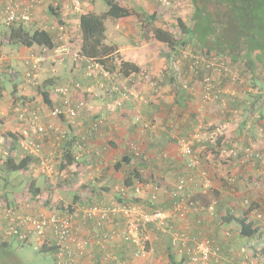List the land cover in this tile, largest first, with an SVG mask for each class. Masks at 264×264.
<instances>
[{
	"label": "crops",
	"instance_id": "crops-1",
	"mask_svg": "<svg viewBox=\"0 0 264 264\" xmlns=\"http://www.w3.org/2000/svg\"><path fill=\"white\" fill-rule=\"evenodd\" d=\"M96 1L97 0H92L93 4L89 6L88 10L78 13L67 8L66 0H41V3L36 7L33 18L37 24L43 25L41 29L47 31L51 35L53 48H55V42L57 43V37L60 35L55 28L59 22L67 23L66 27L68 31L71 34L78 35L81 45L79 18L81 15L88 12L95 14L103 13H96L93 11ZM48 3H51V6L55 10L54 14L48 13V10H45V6H47ZM49 7L48 5V8ZM136 17L137 16L134 14L117 20L106 19L104 21L105 42L107 44H115L119 47L118 53L120 60L131 63L139 68L138 73H132L129 76H123L119 73L112 74L115 81L117 80L127 85V87H122L120 91L113 92L114 94L107 92L111 86L109 81L103 79L101 76H86L85 66L87 63L85 59L73 60L67 58L64 61V57H54L52 52H47L48 57L45 61L46 63L42 73L39 76V80L44 79V77L47 78L46 82L48 88L46 90H49V108L56 107L60 104L59 98L54 92L56 87L66 84H79V88L73 89L72 91V99L73 101L82 100L85 105L84 108L78 112L72 124L64 117L56 121L50 119L48 117L49 110L46 108L47 104L43 101L40 92H30V86L26 84L24 77L18 82L16 81L18 73H14L15 75L12 81L14 93L12 94L13 96H11V102L18 103V105L24 103L23 105H28L29 108H40V117L46 126L49 122L51 124H58V126L68 131L70 138L73 137L74 139L73 141H63L61 143L57 141H41L38 144L44 149L42 151L44 155L40 153L41 156H39V154L34 155L24 148L23 144L28 140L25 141L23 137L20 141L16 139L15 136H20L18 131L16 135H12L11 145H8V151L15 153L17 156L15 157L16 160L25 157L29 158L30 163L28 167L30 168L35 162H38V159L40 160L42 157H47V155L59 159L58 164L60 165L63 159L62 147L65 145L70 149L74 157V162L71 166L72 168L70 167L68 169L66 180L59 185H57V182L53 183L49 191H46L48 188L44 183L41 184L38 182L39 179L43 181L39 173L35 175L36 177L34 175L30 177L28 183L34 182V187L41 189V196L44 194H46V196L50 195L49 198L51 202L54 200L58 202L61 201L58 210H75L76 208L77 211L75 213L74 224L80 239L92 242L95 237H101L111 230L121 233L124 229L125 218L120 214L110 216L107 220L102 221L99 218H94L92 220L83 219L82 213L87 208L93 205H99L103 208L111 209L116 205H130L135 199H142L146 200L147 206L154 207L152 210L172 212L169 224L171 229L178 231L179 234L183 233L193 238L207 237L214 240L225 262L234 250L245 246L251 240L256 242L264 241L263 223L254 221L257 224L253 227L257 226L258 229L251 238H247L240 235L239 225L234 220L229 219L230 217L238 219L242 214L245 215V212L248 211L243 202L245 200H248L250 204L264 212V188L261 187V189L256 190L251 188L248 182H241L240 187L236 186V188H239V191H237L235 195L229 196L228 193L224 192L225 189L222 187L223 181H216L218 180L217 177H215L213 181H208L207 184L204 185L205 187L203 186L204 189L202 185L197 182L192 183V179L189 178L191 183L188 185V190L182 198V204L186 214L183 220L178 218L176 212L173 210V203L176 199H173L171 196V191L177 180L176 178L181 175H188L189 171H187L185 161L179 155L177 147H174L177 141L169 140V134L166 132V129L174 126L178 134L184 130H191L194 125H197L198 116L199 119L200 116L202 120L204 119L203 112L205 106H201L200 104V95L197 98L193 97L194 95H192L191 92L182 91L178 89V87L170 93L171 96L165 97L162 95L157 98V96L153 97V92L147 89L144 90L142 86L137 85L142 71H147L149 76L159 78L161 84L163 83L162 86H164V84H169L167 81L172 83L174 80L169 77V74L161 73L160 68L164 63L162 64V60L158 58L159 54L155 51L162 48L161 45H163V43L154 40L153 43L157 46H153V44L148 42H139L137 38L132 39L130 35L131 32L135 33L136 29L133 28L130 30L127 27L128 30L123 26L128 20H133L131 23H136ZM0 23H2V21H0ZM108 23L109 26L107 25ZM5 32L6 27L4 33ZM118 34L123 35V38H128L130 42L127 43L124 40L113 42L117 40L115 36ZM141 34L142 32L138 35L139 38H141ZM71 37L70 35V38ZM109 37L113 39L111 42H108ZM3 42L6 41L4 40ZM16 48L21 57L25 55H32V57H34L39 55V51H41L43 47L32 46L26 48L16 46ZM156 54L158 55L157 57H155ZM164 67L165 66L162 68L164 69ZM43 82H45V80ZM100 82L106 83L105 87L108 88L105 94L107 95L103 93V90L99 91L96 88V85ZM172 86L173 85L164 86L166 94L171 92ZM0 88L2 89V87ZM126 91L128 93H126ZM8 100L5 91L1 90L0 120L3 122H5L4 119L8 120V107L10 105ZM237 102L235 103L237 104L236 107H241L242 110L246 112L248 101L241 100ZM198 107L204 109L201 110ZM262 110L264 111V108ZM97 121H100L98 128L88 135L84 150L78 151L76 148L77 135L81 136L88 133L91 124ZM149 122L156 124L157 127L153 125L155 129L150 128L149 126H151L152 123L149 124ZM244 122L246 124V121ZM242 125L243 123L239 127L240 129H242ZM144 126L151 130L147 131ZM246 127L247 125H245V128ZM26 134L31 135L28 130ZM31 136L33 137V135ZM232 142L233 141H229L227 143L232 144ZM248 142L244 141L245 145L248 144ZM223 143L224 141H192L194 147L200 146V148H196L195 151L202 149V151L199 152L201 154L198 155L201 157L202 167L210 178H213L217 171H212L210 168L207 169L209 166L205 165V162H212L216 157V154L212 155L211 153L212 150H216L215 147L211 149L213 147L212 144L216 145L218 148L224 145ZM45 151L48 153L46 154ZM140 154L144 155V157H141ZM125 160L129 162L127 164L124 163L119 170L114 169L116 163L124 162ZM59 165L55 168L57 181L60 177L58 171ZM248 166H243V171H245L247 176L242 175L240 172L238 175L239 169H237L236 176L238 175L240 179L250 175L255 176V173L257 174L261 169H264L258 163V165H256L257 169L251 172ZM184 167L185 173L182 174ZM134 170L138 173L144 171L150 178H158L161 182V188L157 191L155 203H151L148 199L150 192L149 187L152 186L151 184H153V182L147 183L146 193L144 192L142 196L138 198L131 197L132 191L126 187L125 180ZM233 172L236 173L234 170L230 169L229 176H231ZM193 174H196V172H193ZM5 175V178H7V173ZM220 175H222V172ZM224 175H226L225 172H223L222 176L224 177ZM193 176L198 177L197 174ZM235 178L236 177H234V179ZM248 181H250V178ZM25 191H28L27 188ZM27 193L34 197L31 191ZM33 200L36 202L35 198H33ZM177 200H180V198H177ZM147 206L145 207L146 209ZM64 207L65 209H63ZM248 215L249 212L247 216ZM0 224L3 225V222L0 221ZM148 228L149 234L147 236V242H149V247L151 249L148 254L144 256V259H132V253L135 250L134 246L124 243L118 237L101 247L93 245L87 249L88 254L84 260L81 261V264H164L166 262H168V264H172L173 262L176 264H184L187 262V259L184 257L177 258L176 252H172L170 236L161 234L162 232L166 233L165 231L161 232V230L151 227ZM51 236L52 235L48 234L44 241H42V245L45 244L48 247L54 246V240ZM169 254L174 260L170 263ZM251 254L252 255L239 258L236 257L239 261L238 264H261L264 261V251H255L254 247Z\"/></svg>",
	"mask_w": 264,
	"mask_h": 264
},
{
	"label": "rangeland",
	"instance_id": "rangeland-1",
	"mask_svg": "<svg viewBox=\"0 0 264 264\" xmlns=\"http://www.w3.org/2000/svg\"><path fill=\"white\" fill-rule=\"evenodd\" d=\"M17 1L23 6H25L27 3V1H20V0H17ZM117 1L122 6L128 7L132 10L134 9L135 11H137V13L143 12L144 14H149V15L154 14L155 16L154 21H151L149 24H147L149 31L147 30L146 33H144L142 29V24L144 21V20L142 21L143 19L142 15H139L138 17H136V23L135 22L131 23V21L133 20L126 21L125 24L123 25L124 27L126 28L128 27L130 30H132L133 28L136 29L135 33L131 32L130 34L132 39L137 38L139 42H142V41L148 42V43L153 44V46H157L155 43H153L154 37L151 31L155 29L156 27H159L163 29L164 31L171 33L176 43L173 48H170L166 44H163L161 45L162 48L155 51L156 53L159 54V56L156 54L155 57L158 56V58L162 60V64L164 63L163 66H165L164 69L162 68L163 66H161L160 68L161 73L169 74V77H171L174 80L172 83L170 81H167V83L169 84H166V85L164 84L165 87L173 85L171 88V92H168L166 94V90L164 89V86H162L163 83L161 84V82L159 81V78H154L153 76H149V73L147 71H142V75L138 79L139 83L137 85L142 86L144 90L147 89L153 92L154 94L153 97L157 96V98H159L162 95H164L165 97L171 96L170 93H172L173 90H175L176 87H178V89L182 91L191 92V94L194 95L193 97L197 98L200 95L199 97L200 104L201 106H205L204 107L205 109L198 107L201 110L204 109V112H203L204 119L202 120L201 116L199 119V116H198L197 125H194L191 130H184L178 134V131L174 126L166 129V132L169 134V140H173L176 142L182 138H189L190 141H195V142L196 141H220V140L224 141L223 143L224 145H222L223 147L220 149H218L216 145L212 144L213 147L211 149L215 147L216 150H212L211 153L212 155L216 154V157L212 162H208V161L205 162V165L209 166L207 167V169L210 168L212 171H217L216 174H214L213 178H210L207 175L204 168L202 167L201 157L198 155V154H201L199 152L202 151V149L197 150L198 151L197 152L195 151V149L200 148V146L194 147L193 145L194 147L193 149L195 153L197 154V156L199 157L200 171H204L205 174L203 175V178H201L198 175H197L198 177H194L193 175L196 176V174H193V172L190 173V171L188 175L187 174L181 175V176L187 177L188 185L191 183L190 179H192V183L197 182L198 184L202 185V188H203V186L206 185L208 181L210 180L213 181L215 180L214 178L217 177L218 180L216 181L218 182L223 181L222 187H224L225 189L224 192L228 193L229 196L235 195V193L239 191V188H236V186L240 187L241 182H248V185L251 188H254L256 190L261 189V187L264 188V177H263L264 169H261L259 173L257 174L255 173V176L250 175L245 178L243 177L242 179L238 178L239 172L242 175L247 176L245 171H243L244 170L243 166L249 165L248 169L251 172L257 169L256 165H258V163L261 165L262 168H264V111L262 110L264 108V102L260 101L259 103L258 100L260 99V95L254 93V91H263L264 93V78H260V81L261 82L263 81L262 84H258V83L256 84L253 80V77L248 71V67H246L243 62L230 63L222 55L219 56L214 53L203 54L204 52L202 51L194 52L193 48H196V47H194L192 43H189V42L186 43L184 47L181 46V43L185 42L184 39L187 41V38H183V35H181L178 25H177V19L182 20L189 27L192 26L191 16L193 15L194 9L189 0H167L169 2L168 5L161 4L159 0H117ZM66 3H67L66 4L67 8H70L72 9V11H75L78 13L80 11L88 10L89 6L93 4L92 0H79L80 8L78 11H76L74 10L69 0H66ZM95 4L96 5L93 11L96 13L104 12L107 9L106 5L101 0H97ZM48 5L50 7L52 6H51V3H48L47 6H45V10H48L47 12L49 13ZM36 7H34L32 11L30 22L26 24L27 26H29L31 30L41 29L43 27V25L37 24V22L34 21L33 17L36 12ZM61 25H64V26H61ZM66 25H67L66 22H62V24L59 23L56 25L55 28L60 35L57 37V40H56L57 43L55 42V47L68 46L75 53L79 49V45H80L79 38H78V35H75L73 33L71 34L68 31ZM107 25L109 26V23ZM60 27H63V28L66 27V30L61 31L59 29ZM4 31H5V27L2 23H0V87H2V89L0 88V91L1 90L5 91L9 99L8 102L10 104V105L8 104L9 105L8 107L9 112L7 115L8 120L4 119L5 122L1 120V123L3 125L2 127L3 130L0 129V214H1L0 221L1 222L3 221V216H2L3 213H2L1 207L2 208L8 207L9 209L15 210L17 212L19 211L18 212L19 214H31V211H32L31 215H38L40 214V212H43L44 210L47 212L58 210L61 205V201L58 202L54 200L53 202H51V199L49 198L50 195L46 196V194L42 195L41 198L37 199L35 202L33 200L34 197H32V195L30 196V194L27 193L28 191L27 192L25 191L27 188L28 181L30 180V177H33V175L35 176L38 173L37 169H39L38 168L39 166L38 162L40 161L39 159H38V162L37 163L35 162L34 165H32L31 168L28 169L27 172L23 171V172H9L8 173L6 171V168L3 165L4 160H7V158L9 157L14 158V159L15 157H17L14 152L8 151V145H11V140H12V138L9 135H16V133H18L19 131L18 134L20 136L18 137L15 136L18 141H20L21 138L23 137L25 138V141L33 140L35 143L36 142L39 143L41 141H57L58 142L60 140H57V134H54V130H52L50 126L55 125L56 127H59L62 130H66L65 128H62L61 126H58V124H51L50 122L46 126V124H44V121H42L41 119L42 125L45 127L46 132L44 133V135L36 138V136L32 134V131L29 127L27 120L23 122H19L17 120V115L15 112V109L17 108L27 109L29 111L37 110L39 112V115L41 113V109L40 108L37 109L36 107L29 108L28 105H23L24 103L22 105H18V103L11 102L12 101L11 96H13L12 94L14 93L13 84H12L13 83L12 81L15 75L14 73H18V77L16 76L17 79L16 78L15 79L16 81L20 82L21 79H23L24 74H26L27 72V65L25 64V62L27 60L33 59V57L32 55H27V56L25 55L21 57L18 53L16 46L9 45L6 42H3L5 40ZM141 32H142L141 34L142 36L141 38H139L138 35ZM70 35L72 36L71 38H70ZM115 38L117 40L113 42H120V40H124L127 43L130 42L128 38H123V35L121 34L116 35ZM112 40L113 39L109 37L108 42H111ZM40 53L41 51H39V54ZM184 54H187L186 56L188 57L190 56L189 54H191L196 57H203L204 59H208V57H210L212 54H214L217 57H221L223 61L226 62L230 73L235 74L238 77V80L236 81L235 84H230V82L227 80L226 77H224L222 74L216 71L213 72V71L201 70V71H198L197 73L195 72V70L191 71V69L189 68L191 63L187 58H185ZM54 57H58V58L64 57L65 58L64 61L67 58L76 60L75 58H72L69 56L54 55ZM177 60H179V66H178V70L175 72V70L172 69L171 67L170 61L174 62ZM45 63L46 62L44 61L40 65V70L37 72L38 77L36 79V84L30 83L24 77V80H26V84L30 86V88L28 87L30 92L37 91V87L41 85L44 80L45 81L47 80L46 77H44V79L42 80H39V76L42 73ZM177 74L179 75V77L177 76ZM205 76L211 79L212 84L214 85L215 89H217L216 94L219 93L218 95H219V98L222 100V102L212 101V103L208 102V104H203L201 95L203 94L202 82ZM181 81H184V82L182 83ZM115 82H116V86L118 87L119 91L122 89V87H127V85H125L124 83H121L120 81L118 82L116 80ZM129 83H132V82H129ZM75 84H78V83H74L73 85L66 84L70 86L71 97H72V91L73 89H75L74 87ZM182 84H185L187 88L186 89L183 88ZM260 85L262 86V89H259V87H261ZM105 86H106V83L100 82L98 85H96V88L99 91L103 90L104 91L103 93L105 94L106 89L108 88V87L106 88ZM231 91L234 92V95L236 99L238 100V102L241 100L248 101L247 102L248 108L246 112L242 110L241 107H236L237 104L230 102L229 100L230 95L227 93ZM126 93L128 92L126 91ZM254 95H259V99L257 101L255 98L253 99ZM223 103L225 104L223 105ZM46 108H48V110L51 109L49 108L48 105ZM257 116L259 117V119L255 120L254 117H257ZM58 119H55L54 121ZM67 120L71 124L74 121V120L71 121L69 119ZM244 121H246V124ZM150 123L152 122H149V124ZM242 123L244 126L242 125V129H240L239 127L241 126ZM26 124L28 125V127ZM153 125L156 126V124L152 123L151 126ZM245 125H247L246 128H245ZM144 127L145 129H147V131L151 130L150 128H147L146 126ZM159 127H158V130H159ZM153 129H155V127ZM27 130L30 132L31 135H33V137L31 135L26 134ZM67 137L68 139L66 141L70 139L68 131H67ZM77 138H79V135H77ZM225 141L227 142L233 141V142L232 144H228ZM244 141L246 142L250 141V142H248V144L245 145ZM174 147H177L176 143L174 144ZM246 148H249L253 153H259L260 159L257 161L255 160L246 161V159H244V152H243L244 149ZM43 150L44 149H42V146L40 145V150L38 152L39 156L43 154L42 153ZM178 153L181 156L180 149H178ZM141 157H144V155H141ZM50 158H51V164L53 165V174L51 176L39 174L42 176L43 181H41V179L38 180V182H40L41 184L44 183L45 186L48 188V190L46 191H49V189H51V186H53V183L57 182L55 168H57L59 165L58 164L59 159L53 158L52 156ZM230 169L234 170L236 173L233 172L232 175L229 176ZM237 169L239 170H238V175L236 176ZM33 171L35 172L33 173ZM182 172H183L182 174L185 173V167H184V171ZM221 172H222V175H223V172H225L226 175H224L223 177L222 175H220ZM6 173H7V178H5ZM143 173L144 171L142 173L139 172L138 174H139V178L143 180L144 183L138 180L136 181V182L141 183L144 186L143 192L139 195L132 192L131 197L138 198L142 196L144 192L146 193L147 183L153 182V184H151L152 186L149 187L150 192L148 195V199L151 201V203H155L157 199V191L159 190V188H161L160 187L161 182L159 181L158 178H150L147 174L144 173L145 174L144 175ZM234 177L236 178L234 179ZM249 178H250V181H248ZM170 181H173V180H170ZM138 201H141V202H138ZM243 202H244L245 207L249 209V204H248L249 201L245 200ZM133 203L128 206H133L136 209L141 210V211L150 210L154 208V207H149V205L147 206L146 200H142V199H135ZM27 204H28V208L25 206ZM146 206H147V209L145 208ZM63 209H65V207ZM262 213L264 215V212ZM180 220H183V219H180ZM171 232H166V233L162 232L161 234L170 236V239H172V236L177 235L179 238H181L180 240L182 242H184L185 240L186 241L188 240L189 242L191 240L189 236L187 237L185 236L186 234H183V233L179 234V232L175 231L174 229L173 230L171 229ZM148 234H149V229L147 231V235ZM47 236L48 234H46V237ZM4 241L7 242V244L3 243L0 246V264H53L54 263L53 253L52 252H48V253L37 252L38 246L34 242L21 243L15 240L14 238H8L7 240H4ZM214 244L216 247H218V245L215 242ZM149 245H150L149 242H147L145 245V250L147 252L151 249ZM254 247H255V251H258V252L264 251V241L256 242V241L251 240L245 246L234 250V252H232V254L227 258L225 262H224L225 259L222 258V256L219 253L220 251L218 250V254H216V258L210 259L205 264H230V263L238 264L239 261L236 259V257L239 258L243 256L252 255L251 253L253 252ZM176 250L178 252V253H175L177 258L184 257L183 253L180 252V247L176 248ZM173 251L176 252L174 249ZM142 259H144V257ZM186 261L187 262L184 264H192L191 262H188V260ZM217 261H221V262H217ZM164 264H168V263L166 262Z\"/></svg>",
	"mask_w": 264,
	"mask_h": 264
},
{
	"label": "built area",
	"instance_id": "built-area-1",
	"mask_svg": "<svg viewBox=\"0 0 264 264\" xmlns=\"http://www.w3.org/2000/svg\"><path fill=\"white\" fill-rule=\"evenodd\" d=\"M72 4L74 10L78 11L80 8L79 0H69ZM163 5H168L167 0H159ZM41 0H27L25 6L21 5L17 0H0V21L5 27H10L11 25L24 23L27 24L31 20L32 11L34 7L38 6ZM64 26V25H61ZM61 31L66 30V27H60ZM52 52L56 56H69L75 58L76 60L82 59L79 54V49L77 52H73L68 46H58L55 48L47 49L43 47L41 53L34 56L33 59L27 60L25 64L27 65V72L24 75L30 83L36 84L37 72L40 70V65L42 62L47 60L48 53ZM184 54L185 58L190 61L189 68L191 71H213L222 74L230 84H235L238 77L235 74L230 73L227 64L221 57H217L212 54L208 59L203 57H196L189 54L190 58ZM84 59V58H83ZM86 60V59H85ZM172 69L175 72L178 70L179 60L170 61ZM85 73L87 77L101 76L103 79L110 82L111 86L107 90L110 94L118 91L116 82L113 79V75L106 72L97 62L93 60H86ZM142 75V74H141ZM179 77V75L177 74ZM182 83L184 81H181ZM183 88H187L185 84H182ZM75 89L79 88L78 84H75ZM217 89L211 82V79L207 76L203 78L201 99L203 104H208L213 102H222L219 98V93L216 94ZM55 94L60 100L59 106L53 107L48 112V117L52 120L58 118H66L69 120H74L81 109L84 108V101L78 100L73 101L70 93L69 85H62L55 88ZM255 94L260 95L259 103L264 102L263 91H254ZM230 102L236 103L237 99L234 92H228ZM258 95V96H259ZM225 103H223L224 105ZM17 120L23 122L27 120L32 134L36 137L44 135L46 132L45 127L42 125L39 112L37 110L29 111L27 109H15ZM258 120L259 117H254ZM100 124V121L93 122L90 126V130L85 135L79 136L76 139V148L78 151H82L85 148L88 135L95 131ZM3 125L0 120V129ZM154 128L153 126H149ZM50 128L54 130V134H57V140L59 143L66 141L67 131L62 130L55 125H51ZM177 147L180 149L181 157L185 160L186 169L191 172H197L196 174L203 178L205 174L204 171H200V161L199 157L195 153L192 145V141L189 138L179 139L177 142ZM26 150H29L34 155H37L40 150V145L33 140H28L23 144ZM244 159L259 160L260 154L253 153L249 148L244 149ZM51 155L41 158L37 172L42 175L51 176L53 174V165L51 164ZM31 168V167H30ZM28 167V169H30ZM28 169L26 171H28ZM35 171H33L34 173ZM188 188V179L186 176L178 177L173 190L171 191V196L176 199L173 203L174 211L176 212L179 219H184L185 210L182 204V198L186 193ZM133 192L137 195L143 192L144 186L136 182L133 187ZM180 198V200H177ZM28 208V204L25 205ZM3 225L0 224V232L2 238H14L21 243H31L34 242L39 247L42 245L46 234L52 235L54 240V247L56 249L54 254L53 264H81V261L87 256V249L94 246H103L106 243L120 238L124 243L133 245L135 250L132 253V259L138 260L143 258L148 252L145 250V245L148 240L147 231L148 227H153L157 230L171 232L170 218L172 213L161 211V210H151V211H141L133 206H128L126 204L116 205L111 209L103 208L99 205H93L83 211V219L92 220L94 218H99L102 220H107L110 216H115L120 214L125 218L124 229L121 233L114 230L109 231L107 234L101 237L97 236L92 242L82 240L78 237L75 229V210H54V211H43L38 215L31 214H19L17 211L9 209L8 207L2 208ZM17 212V213H16ZM248 217L249 221H256L257 223L264 224V215L257 209L251 210ZM172 233V232H171ZM187 237V235H185ZM189 242L188 240L182 242L177 235L172 236L171 245L173 249L177 252L176 248L180 247V252L183 253L184 257L192 264H205L210 259H215L216 254H218V247L215 246L213 240L207 237L192 238ZM189 245V246H188ZM264 264V261L261 263Z\"/></svg>",
	"mask_w": 264,
	"mask_h": 264
},
{
	"label": "trees",
	"instance_id": "trees-1",
	"mask_svg": "<svg viewBox=\"0 0 264 264\" xmlns=\"http://www.w3.org/2000/svg\"><path fill=\"white\" fill-rule=\"evenodd\" d=\"M95 1V0H93ZM107 7L106 11L101 14L88 12L79 18V32L81 35V45L79 54L86 60L97 62L106 72L112 74L119 73L123 76H129L132 73H138L139 68L131 63L120 60L119 47L115 44L105 42L106 19L117 20L129 17L131 15L143 16L142 29L146 33L148 25L154 21V14L137 13L134 9L122 6L117 0H101ZM193 6V15L191 16L192 26H187L182 20L177 19V25L183 38L187 41L181 43L184 47L186 43H192L196 48L194 52H204L203 54L214 53L222 55L230 63L243 62L253 77L254 82L262 84L260 78H264V0H189ZM55 10L49 7V12L54 14ZM62 24V22H59ZM4 25V24H3ZM5 27V26H4ZM149 31V30H148ZM154 40L168 47L173 48L176 44L173 35L163 29L156 27L151 31ZM5 41L9 45L22 46L30 48L32 46L53 48L51 35L43 29L31 30L24 23H18L6 27ZM171 60V59H170ZM29 68V67H28ZM27 68V70H28ZM11 70V69H10ZM25 75V74H24ZM257 86V85H256ZM261 86V85H260ZM259 87V86H258ZM47 82H43L37 87V91L42 95L43 101L50 106L49 90ZM262 89V86L259 87ZM256 101L258 95H254ZM53 108V107H51ZM12 137V135H9ZM71 137L68 141H73ZM222 141V140H220ZM222 148L218 147V149ZM63 159L59 165V180L57 185L66 180L68 169L73 165L74 157L65 145L62 147ZM248 159L247 161H250ZM119 162L114 165L115 170H119L124 163ZM30 159L7 158L3 165L6 171L23 172L28 169ZM194 172V171H193ZM197 173V172H196ZM144 182L139 178L137 171H132L131 175L125 180L126 187L133 192L135 181ZM27 190L33 193L34 198L40 199L41 189L34 187V182L27 184ZM2 203V202H1ZM249 204L248 211L241 217L229 219L234 220L240 227V235L251 238L257 231L258 227H253L254 221L247 220V214L253 209H257ZM147 210V211H151ZM260 211V210H259ZM1 227V226H0ZM150 227V226H149ZM201 238V237H198ZM0 232V246L6 243ZM16 240V239H15ZM171 244V242H170ZM173 250V247L171 245ZM54 246L48 247L45 244L38 247L39 253H55ZM174 253V251H172ZM171 253V254H173ZM170 255V254H169ZM185 258V257H184ZM186 259V258H185ZM169 263L174 261L169 257ZM168 263V262H167ZM176 264V263H172Z\"/></svg>",
	"mask_w": 264,
	"mask_h": 264
}]
</instances>
